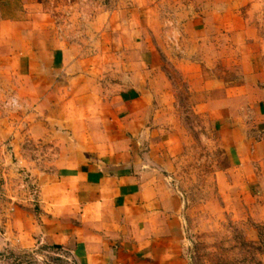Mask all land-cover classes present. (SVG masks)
<instances>
[{
    "label": "crops",
    "instance_id": "1",
    "mask_svg": "<svg viewBox=\"0 0 264 264\" xmlns=\"http://www.w3.org/2000/svg\"><path fill=\"white\" fill-rule=\"evenodd\" d=\"M62 4L0 0V106L25 109L0 115V255L190 264L169 176L181 117L213 127L233 183L264 199V0H108L111 31L136 26L117 76L52 31ZM116 7L139 16L116 21ZM229 177L218 174L222 194Z\"/></svg>",
    "mask_w": 264,
    "mask_h": 264
},
{
    "label": "rangeland",
    "instance_id": "2",
    "mask_svg": "<svg viewBox=\"0 0 264 264\" xmlns=\"http://www.w3.org/2000/svg\"><path fill=\"white\" fill-rule=\"evenodd\" d=\"M54 1L63 3V6L59 8L57 5L52 11V31L63 36L67 44L82 49V55H92L95 65L114 66L117 76L122 62L127 60L121 57L120 50L135 48L134 42L126 43L122 36L133 33L136 26L115 25L111 31L107 23L108 0H93L94 3L90 0ZM114 12L116 21L124 15L134 19L139 16L137 10L116 7ZM156 28L163 34L169 32L166 26ZM110 33L114 35V42L107 37ZM162 44L167 49L171 45L169 41ZM112 50H115L114 57ZM130 60L136 63L135 59ZM167 71L171 75L170 62ZM99 76L105 77L106 74ZM175 78L177 82L180 79ZM24 110L10 98L0 106V115L21 117ZM181 121L184 130L169 176L186 201L185 250L190 264H264V199L246 193L248 190L241 183H233L235 172L229 169L228 159L213 127L200 117H181ZM53 156L52 153L51 159ZM220 172L230 176L231 185L226 194L220 193L217 180ZM0 264L76 263L62 251L41 248L4 253L0 255Z\"/></svg>",
    "mask_w": 264,
    "mask_h": 264
},
{
    "label": "built area",
    "instance_id": "3",
    "mask_svg": "<svg viewBox=\"0 0 264 264\" xmlns=\"http://www.w3.org/2000/svg\"><path fill=\"white\" fill-rule=\"evenodd\" d=\"M2 180H3V171L0 169V184H1Z\"/></svg>",
    "mask_w": 264,
    "mask_h": 264
},
{
    "label": "trees",
    "instance_id": "4",
    "mask_svg": "<svg viewBox=\"0 0 264 264\" xmlns=\"http://www.w3.org/2000/svg\"><path fill=\"white\" fill-rule=\"evenodd\" d=\"M56 250H58V249H56Z\"/></svg>",
    "mask_w": 264,
    "mask_h": 264
}]
</instances>
